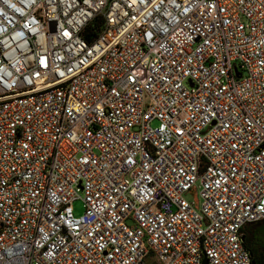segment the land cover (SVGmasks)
Returning <instances> with one entry per match:
<instances>
[{"label":"built area","instance_id":"2783aa9c","mask_svg":"<svg viewBox=\"0 0 264 264\" xmlns=\"http://www.w3.org/2000/svg\"><path fill=\"white\" fill-rule=\"evenodd\" d=\"M256 222L264 0H0V264H254Z\"/></svg>","mask_w":264,"mask_h":264},{"label":"trees","instance_id":"16d2710c","mask_svg":"<svg viewBox=\"0 0 264 264\" xmlns=\"http://www.w3.org/2000/svg\"><path fill=\"white\" fill-rule=\"evenodd\" d=\"M244 244L254 264H264V222L248 224L244 229Z\"/></svg>","mask_w":264,"mask_h":264},{"label":"rangeland","instance_id":"374dc122","mask_svg":"<svg viewBox=\"0 0 264 264\" xmlns=\"http://www.w3.org/2000/svg\"><path fill=\"white\" fill-rule=\"evenodd\" d=\"M188 200L190 201H195V202H200L198 194H194L193 192L187 195ZM75 213L77 215H81L84 213V208H83V203L81 201H76L73 204Z\"/></svg>","mask_w":264,"mask_h":264},{"label":"water","instance_id":"95a60500","mask_svg":"<svg viewBox=\"0 0 264 264\" xmlns=\"http://www.w3.org/2000/svg\"><path fill=\"white\" fill-rule=\"evenodd\" d=\"M203 264H207V259L206 258L204 259Z\"/></svg>","mask_w":264,"mask_h":264}]
</instances>
